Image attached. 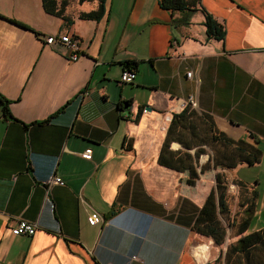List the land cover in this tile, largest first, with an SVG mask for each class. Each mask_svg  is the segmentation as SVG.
Here are the masks:
<instances>
[{
  "label": "crops",
  "instance_id": "obj_1",
  "mask_svg": "<svg viewBox=\"0 0 264 264\" xmlns=\"http://www.w3.org/2000/svg\"><path fill=\"white\" fill-rule=\"evenodd\" d=\"M54 2L59 15L41 0H0V95L12 117L0 103V264H211L222 248L191 224L214 173L236 182L230 171L244 160L206 138L193 170L157 157L171 114L190 99L181 123L202 137L205 114L263 161L264 0H199L222 40L206 36L198 6L104 0L94 19L80 15L97 0ZM57 34L76 41V60L43 43ZM126 68L134 78L119 84ZM18 219L35 225L31 236L10 234ZM256 231L235 227V243Z\"/></svg>",
  "mask_w": 264,
  "mask_h": 264
},
{
  "label": "trees",
  "instance_id": "obj_2",
  "mask_svg": "<svg viewBox=\"0 0 264 264\" xmlns=\"http://www.w3.org/2000/svg\"><path fill=\"white\" fill-rule=\"evenodd\" d=\"M55 0H41L43 9L48 13L60 14V10H55ZM82 1V0H79ZM98 6L95 10L85 14H81L82 18H99L103 12V1L97 0ZM158 6L166 10H184L196 8L203 15V26L205 34L208 38L212 37L222 40L224 35L223 27L216 22L212 16L200 5L199 0H158ZM128 69V68H126ZM1 112L4 117L12 118L7 109L8 101L0 95ZM185 106L177 113H172L166 129V136L163 145L160 148L157 162L165 167L171 168L178 172L193 170L198 163L199 157L205 154L202 147V138L210 139L211 142H221L232 147L239 157V161L244 160L247 164H251L254 160L256 148L253 143H248L242 139H232L225 134L217 131L209 116L201 114L202 120L208 124L209 133L201 134L196 126L188 121L181 123L179 119L183 116ZM46 121V120H45ZM255 142L254 139H252ZM171 141L178 143L181 149L170 150ZM193 149V152L189 150ZM244 155L245 158L242 159ZM201 171H209L211 168L210 157L199 164ZM214 184L207 192L201 202L196 216L194 217L191 229L204 237L212 240L213 244L220 247L223 244L226 227L231 225L229 218V208L226 194V178L221 172L213 175ZM239 187L246 190L245 206L250 207L251 199L255 198L254 189H248L240 181H236ZM224 223L222 222V220ZM220 255L214 260V264L218 262ZM224 264H264V230L262 234L258 231L247 236L241 237L239 243L227 244L223 252Z\"/></svg>",
  "mask_w": 264,
  "mask_h": 264
},
{
  "label": "rangeland",
  "instance_id": "obj_3",
  "mask_svg": "<svg viewBox=\"0 0 264 264\" xmlns=\"http://www.w3.org/2000/svg\"><path fill=\"white\" fill-rule=\"evenodd\" d=\"M230 174L238 178V181L247 186L248 189H254L256 195L254 199H251V206L246 208L244 200L248 195L246 190L239 187L235 181L226 180L229 218L230 222L232 221L235 224L230 229L225 227L228 231L225 234L223 244L220 247L215 245L219 250L222 248L219 253V260L215 264H224L223 252L226 245L229 243L235 244V227H237L239 233H249L257 230L256 232L259 231L262 234L264 230V159L260 163L247 164L245 162L242 165L237 164L235 169L230 171ZM222 222L224 223L223 220ZM213 262L211 264H214Z\"/></svg>",
  "mask_w": 264,
  "mask_h": 264
},
{
  "label": "built area",
  "instance_id": "obj_4",
  "mask_svg": "<svg viewBox=\"0 0 264 264\" xmlns=\"http://www.w3.org/2000/svg\"><path fill=\"white\" fill-rule=\"evenodd\" d=\"M42 41L45 45H51L53 43H58L61 44L65 47V49L68 51V60L74 61L78 58L80 55L78 53V47L77 43L75 40L70 38L66 34H57V35H49V36H44L42 38ZM186 76H190V72H186ZM134 78V72L131 69H124L121 71L119 75V80L118 83H129L133 80ZM84 95H88V93L85 91ZM190 102V99L182 101L180 106L181 108H184L186 105H188ZM85 154H88L87 152ZM203 156V155H201ZM48 184H61L62 181L60 180L59 177L57 176H51L49 177ZM100 218L93 214L89 216V221L92 224L98 223ZM35 231V225L31 222H28L23 219H18L16 220L15 225L9 229V232L12 236H18V235H24V236H31ZM131 259L137 260L136 256H132Z\"/></svg>",
  "mask_w": 264,
  "mask_h": 264
},
{
  "label": "water",
  "instance_id": "obj_5",
  "mask_svg": "<svg viewBox=\"0 0 264 264\" xmlns=\"http://www.w3.org/2000/svg\"><path fill=\"white\" fill-rule=\"evenodd\" d=\"M226 227V226H225Z\"/></svg>",
  "mask_w": 264,
  "mask_h": 264
}]
</instances>
